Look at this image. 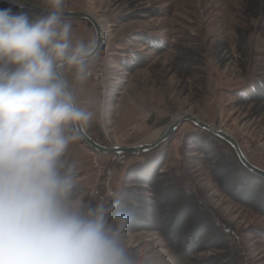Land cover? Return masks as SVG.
Listing matches in <instances>:
<instances>
[{
  "label": "rangeland",
  "instance_id": "1",
  "mask_svg": "<svg viewBox=\"0 0 264 264\" xmlns=\"http://www.w3.org/2000/svg\"><path fill=\"white\" fill-rule=\"evenodd\" d=\"M78 10L93 12L107 43L95 65L101 76L88 79L102 91L99 106L85 107L94 113L90 137L106 146L151 143L189 113L232 135L246 158L264 169V103L244 102L264 82V0H84ZM82 26L85 42L96 38L92 26ZM202 131L182 123L163 143V170L187 168L188 180L229 229L242 264H264V215L219 188L210 162L187 142L211 133ZM76 146L78 157L69 159L96 200H112L107 193L118 194L126 169L146 154H101L82 140ZM222 147L237 157L231 144ZM127 243L132 253L152 246L172 258L155 232L127 229Z\"/></svg>",
  "mask_w": 264,
  "mask_h": 264
},
{
  "label": "clouds",
  "instance_id": "2",
  "mask_svg": "<svg viewBox=\"0 0 264 264\" xmlns=\"http://www.w3.org/2000/svg\"><path fill=\"white\" fill-rule=\"evenodd\" d=\"M44 2L0 8V264H174L152 246L130 252L133 214L81 186L68 154L94 113L67 76L86 82L101 46L73 39L64 0Z\"/></svg>",
  "mask_w": 264,
  "mask_h": 264
},
{
  "label": "trees",
  "instance_id": "3",
  "mask_svg": "<svg viewBox=\"0 0 264 264\" xmlns=\"http://www.w3.org/2000/svg\"><path fill=\"white\" fill-rule=\"evenodd\" d=\"M9 6L14 11H29L12 0H0V8ZM132 60L137 64L138 57L134 56ZM124 65L129 69L133 67ZM247 97L244 102L264 103V82L255 85ZM205 138L191 136L187 142L191 140L195 151L210 162L212 176L219 188L237 203L264 215V178L245 167L238 156L226 151L222 146L229 147L227 141L212 133ZM167 150L161 144L135 159L125 171L122 188L112 200H119L118 210L133 214L128 229L159 234L170 250L174 264H242L229 229L188 180L187 168L163 170ZM207 252L211 253L201 256Z\"/></svg>",
  "mask_w": 264,
  "mask_h": 264
},
{
  "label": "water",
  "instance_id": "4",
  "mask_svg": "<svg viewBox=\"0 0 264 264\" xmlns=\"http://www.w3.org/2000/svg\"><path fill=\"white\" fill-rule=\"evenodd\" d=\"M14 2L20 6L27 8L29 11L37 12L39 14L46 12V10H47L46 7L38 5V4H36L30 0H14ZM64 12L69 18L87 19L93 25L95 32H96V39L101 46V50L103 49L105 35L103 34V29H102L100 22L93 15H91L90 13L85 12V11L64 10ZM185 121H190L191 123H193L197 127L201 128L203 130L209 131V132L217 135L218 137L224 139L228 143H230L234 147V149L237 153V156H238L239 160L241 161V163L243 165H245V167H247L249 170L254 172L255 174L264 178V169L254 165L253 163H251L246 158V156L242 152L237 140L232 135H230L229 133H227L226 131H224L222 129H217V128L211 126L210 124L205 123L196 117H193L189 113H184V114L180 115L176 120H174L166 128L165 132L156 141L151 142V143H143V144L134 145V146H119V145H117V146H106V145H103V144L97 142L96 140H94L92 137L89 136L88 133H86V135L84 136L82 141L89 148H91L92 150L97 151L101 154L127 153V154L137 156L140 154L148 153V152L154 150L155 148L159 147L161 144H163L167 141H170L171 137H172V133L177 128H179L181 126V124L184 123ZM142 146H152V147H151L150 151H140Z\"/></svg>",
  "mask_w": 264,
  "mask_h": 264
},
{
  "label": "crops",
  "instance_id": "5",
  "mask_svg": "<svg viewBox=\"0 0 264 264\" xmlns=\"http://www.w3.org/2000/svg\"><path fill=\"white\" fill-rule=\"evenodd\" d=\"M36 4H40L44 7L47 8V5L45 4L44 0H30ZM84 0H64V10H71V11H79V7L81 6V3ZM92 13V14H91ZM91 15H93V12H90ZM72 26H73V39L74 40H83L85 41V37L83 35V33H80V29H83L82 26V22L86 23L87 28H91V26L93 27V25L84 18H70ZM79 26V28H78ZM94 28V27H93ZM95 31V29H94ZM95 36H96V32H95ZM106 40L104 38V47L106 45ZM103 47V48H104ZM72 74L70 73V75L67 76V78L69 79L70 84L72 85V89H73V93L76 97L77 103L82 106V107H88V106H93V105H97L99 106L101 104V99H100V94H101V90L99 89V85L98 84H94V83H90L89 80H87L84 83H79L76 82V86L77 88L74 89V84L72 83V78H71ZM75 91V92H74ZM88 133V131H87ZM101 133V131H100ZM77 144V143H76ZM76 144H73L70 149H69V155H74V160L78 157V155L75 156V148L77 147ZM87 146V145H86Z\"/></svg>",
  "mask_w": 264,
  "mask_h": 264
},
{
  "label": "built area",
  "instance_id": "6",
  "mask_svg": "<svg viewBox=\"0 0 264 264\" xmlns=\"http://www.w3.org/2000/svg\"><path fill=\"white\" fill-rule=\"evenodd\" d=\"M32 14H39L37 12H32ZM96 66H94L93 68V75L91 77H94L95 79H97L99 76H101V73H99L98 69L96 70ZM116 155H121V154H116ZM103 182H106V180H104Z\"/></svg>",
  "mask_w": 264,
  "mask_h": 264
},
{
  "label": "snow or ice",
  "instance_id": "7",
  "mask_svg": "<svg viewBox=\"0 0 264 264\" xmlns=\"http://www.w3.org/2000/svg\"><path fill=\"white\" fill-rule=\"evenodd\" d=\"M152 146H142L140 151H150Z\"/></svg>",
  "mask_w": 264,
  "mask_h": 264
},
{
  "label": "bare ground",
  "instance_id": "8",
  "mask_svg": "<svg viewBox=\"0 0 264 264\" xmlns=\"http://www.w3.org/2000/svg\"><path fill=\"white\" fill-rule=\"evenodd\" d=\"M103 34H104V30H103ZM104 35H105V34H104ZM177 118H178V117H177ZM177 118H176V119H177ZM176 119H175V120H176Z\"/></svg>",
  "mask_w": 264,
  "mask_h": 264
}]
</instances>
